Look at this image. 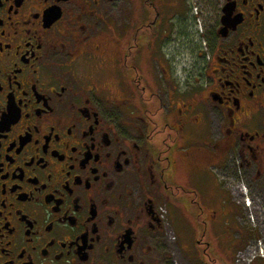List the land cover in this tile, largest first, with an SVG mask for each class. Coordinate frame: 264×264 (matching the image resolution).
<instances>
[{
	"label": "flooded vegetation",
	"instance_id": "obj_1",
	"mask_svg": "<svg viewBox=\"0 0 264 264\" xmlns=\"http://www.w3.org/2000/svg\"><path fill=\"white\" fill-rule=\"evenodd\" d=\"M178 2L0 0V264H181L161 204L182 249L204 243L198 264L256 235L264 0H210L175 74L162 9ZM214 166L238 213L217 210Z\"/></svg>",
	"mask_w": 264,
	"mask_h": 264
},
{
	"label": "rangeland",
	"instance_id": "obj_2",
	"mask_svg": "<svg viewBox=\"0 0 264 264\" xmlns=\"http://www.w3.org/2000/svg\"><path fill=\"white\" fill-rule=\"evenodd\" d=\"M167 1H170V0H167ZM177 1H179L177 5H172V3H166L164 4V8L162 9L163 15L166 21L168 22V27L170 28V25L172 26V30L169 33L168 43L166 44L165 48L169 54V58L171 60V64L173 66V71L175 74L179 72L181 73L183 70V65L184 66L187 65L188 58L192 57V53H189L188 49H185L184 54H181L178 56V58H176L177 57L176 53L178 51V48H180L182 44L185 43V40L187 43V39H191L192 37L198 38L197 32H194L193 29L197 28L198 33L201 32V24H203L202 19L204 20L206 19V15H207L206 11L208 10L207 4L209 3L210 0H177ZM158 4H161V3L159 2ZM177 16H180V17L177 18ZM159 19H161V16L159 17ZM183 33L185 35L184 41H183V36H182ZM187 44H186V47L188 46ZM154 54H157V50L155 51V47H154ZM194 54L195 52L193 53V55ZM163 84L164 85L166 84L164 79H163ZM212 175H213V178L214 176L216 177L217 175L218 179L220 176L222 182L227 184L228 176H227L226 170H224L223 168H219V167L217 168L216 166H214L212 169ZM203 177L204 176L202 175L200 178L203 179ZM237 197L239 196L237 195ZM170 208H171L170 218L172 221V228L174 230L172 228L171 229L173 230L172 234L174 238L172 237L170 233L169 234L167 233V234L169 237L171 248L174 252L175 259L181 262V264H193L194 262L196 264L197 261L194 260L195 258L193 257V254H196L197 249L199 250L202 249L204 247V244L197 243V242H191L189 244L190 247L188 250H184L181 248L180 240L178 237L179 235L178 229L180 227V224L178 222L179 220L178 219V207L176 205H172L170 206ZM239 219L244 225L247 221L248 226L252 227V224L249 222L250 216L249 215L247 216L246 212L241 213ZM258 221L259 222L257 223V225L254 226L256 235L250 236V238L247 239L245 243L241 244L237 248L246 245L248 240H251L255 237L256 238L264 237V218L260 217ZM263 241H264V238H263ZM213 243H211V246L213 245ZM211 246H206V247H207V250H210V252H212L213 256L214 255L216 256L215 258L216 263L214 262V260H212L210 264L227 263V261L224 259L225 257H223L222 254L215 252ZM258 258H262V257H258Z\"/></svg>",
	"mask_w": 264,
	"mask_h": 264
},
{
	"label": "crops",
	"instance_id": "obj_3",
	"mask_svg": "<svg viewBox=\"0 0 264 264\" xmlns=\"http://www.w3.org/2000/svg\"><path fill=\"white\" fill-rule=\"evenodd\" d=\"M217 177H218L217 175H216V177L214 176V178L212 177V184L214 186L213 193L218 200V204L216 206L217 210L218 211H225V212L232 213V214L238 213V211L234 210L232 208V206L229 204L228 196H226V193L224 191L225 189L223 188V185H222V180H221L220 176H219V179ZM200 180H201V178H200ZM235 219H236L237 226H241V221H240L239 217H235ZM178 232H179V230H178ZM211 241H212V243L213 242L214 243L212 246H211V244L209 246H211L215 252L220 253L223 255V257H225L224 259L227 261V263H225V264H236L234 262V259H233L235 251H236L238 246L245 243L246 239L235 234V236H232L231 241H228L226 239L220 240L218 238H217V240L213 239ZM202 244H204V243H202ZM197 250H199V249H197ZM215 258H216V256L214 255V262L216 263ZM195 261H197V260H195ZM193 264H195V262ZM196 264H198V262ZM251 264H264V258H257Z\"/></svg>",
	"mask_w": 264,
	"mask_h": 264
},
{
	"label": "built area",
	"instance_id": "obj_4",
	"mask_svg": "<svg viewBox=\"0 0 264 264\" xmlns=\"http://www.w3.org/2000/svg\"><path fill=\"white\" fill-rule=\"evenodd\" d=\"M245 203L247 205L250 204L249 198L245 197ZM159 214L160 217L164 223V225L167 227L168 234L170 233L172 237L174 238L172 232L173 230L170 227V221L168 217V211L165 204H161L159 206ZM252 219V217H251ZM253 221V219H252ZM264 237H260L257 240H251L248 241L246 245L241 246L236 249L234 254V262L236 264H250L253 260H255L258 257L264 258Z\"/></svg>",
	"mask_w": 264,
	"mask_h": 264
}]
</instances>
